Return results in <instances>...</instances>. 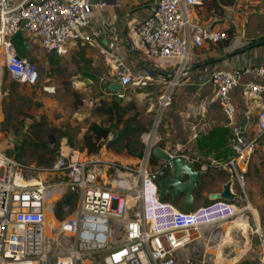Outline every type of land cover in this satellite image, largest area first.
I'll return each mask as SVG.
<instances>
[{
  "label": "built area",
  "instance_id": "built-area-1",
  "mask_svg": "<svg viewBox=\"0 0 264 264\" xmlns=\"http://www.w3.org/2000/svg\"><path fill=\"white\" fill-rule=\"evenodd\" d=\"M208 1L158 0L139 27L138 37L150 59L158 63L180 61L158 96L154 132L142 135L146 148L136 166L107 157L104 147L89 155L62 143L53 163L42 169L59 176L58 181H49L26 176V165L14 153L0 148V264H94L98 254L97 264H178L179 253L193 243L192 231L210 229L209 247L217 249L226 234L224 229H217L240 217L244 220L249 204L240 208L237 199L248 198L246 174L264 134V109L247 117L242 125L234 91L242 89L248 100L264 99V63L217 69L207 80L216 85V101L231 126L227 141L233 153L226 161L191 157L178 143L175 151L163 148L169 155L167 160L158 157L160 164H152L157 129L173 103L181 76L188 73L193 49L229 38L226 30L207 28L192 15V7ZM105 5V0H0V86L5 72L21 84L40 83L35 64L16 52L14 35L23 33L29 42L32 38L46 52L60 55L78 43L99 47L102 33L93 18L95 10ZM101 49L104 57L111 56L109 49ZM249 75L252 77L247 78ZM164 81L158 73L153 75L152 70L132 62L118 71L113 82L121 83L120 91L110 90L104 75L100 88L106 96L123 99L133 88ZM44 89L49 91L47 86ZM209 106L205 103L201 110ZM177 157L228 170L240 195L231 186L232 193L237 194L234 200L210 199L189 209L161 198L158 181L173 172L172 161ZM68 194L76 195L78 206L71 215L57 218L56 202ZM55 195L57 199L52 200ZM69 204L65 200L61 210L68 209ZM167 207L172 211L167 213ZM47 214H52L58 225L47 223ZM116 226L123 234L120 241L113 239ZM253 234L259 241V263L264 264V234L258 229Z\"/></svg>",
  "mask_w": 264,
  "mask_h": 264
},
{
  "label": "crops",
  "instance_id": "crops-1",
  "mask_svg": "<svg viewBox=\"0 0 264 264\" xmlns=\"http://www.w3.org/2000/svg\"><path fill=\"white\" fill-rule=\"evenodd\" d=\"M105 2L103 8L95 10L93 18V23L102 33L100 46L81 43L91 52L89 60L99 78V87L101 76L107 77L109 87L117 79L118 71L132 62L138 68L161 69L158 75L168 84L173 78L175 63L173 60L158 63L150 59L146 47L138 37L144 17L156 6L158 0ZM191 12L207 28L226 30L229 38L217 45L193 49L195 55L188 63V73L181 76L180 83L174 89L173 103L164 116L163 132L159 133L156 141H161V147L169 151L171 147L176 148L178 143H182L183 152L189 153L191 157L226 161L233 153L227 141L231 126L216 101V85L207 80L217 69H241L264 63V0H236L234 4L209 0L202 6L192 7ZM102 47L111 51L110 57H104ZM250 77L252 75L247 76ZM234 99L242 121L264 109V99L248 100L242 89L234 91ZM205 103L210 106L202 111L201 106ZM114 160L125 164L136 161L128 156H117ZM205 167L208 169L213 166ZM219 173L215 174L214 183L208 185L207 197L200 188L203 193L196 197L190 208L203 205L206 199L210 200V195L222 190L223 185L230 180V174L226 169ZM204 175L200 187L205 179ZM246 179L248 198L237 199V203L240 208L249 204V209H245L243 213L244 221L249 225L248 235L256 236L253 234L255 229L264 234V134L259 139ZM232 188L240 195L236 183L232 184ZM184 198L182 194L176 199L169 196L166 200L185 209Z\"/></svg>",
  "mask_w": 264,
  "mask_h": 264
},
{
  "label": "rangeland",
  "instance_id": "rangeland-1",
  "mask_svg": "<svg viewBox=\"0 0 264 264\" xmlns=\"http://www.w3.org/2000/svg\"><path fill=\"white\" fill-rule=\"evenodd\" d=\"M30 40L33 48L30 49L27 56L39 70L40 83L33 87L14 81L10 76L4 81L3 77L0 86V148L12 154L18 151L16 145L20 144L19 146L23 147V153L18 158L26 165L24 168L26 176L58 181V175L46 173L42 169L48 168L53 163L63 141L67 140L74 148H80L82 135L89 124L94 121L104 122L106 120L103 115L95 112L99 105V98L94 96V93L99 81L89 77V75H96L91 65L92 61L89 60L91 52L87 51L88 47L83 44L78 43L66 54L60 55L48 53L40 47L36 40L32 38ZM173 62L175 68L179 64V59H174ZM96 77L98 79V76ZM44 86L49 87V91H46ZM163 90H165L163 84L153 83L146 88H133L129 94L130 98L125 97L124 104L129 108L125 118L135 116L137 122L131 123L132 128L136 130L128 135L123 143L126 142V139H130L135 151L140 149L138 142L145 144L142 135L154 132V121L158 115V96ZM166 112L167 109L164 116L167 115ZM164 116L162 117L163 121ZM163 121L157 129L158 134L163 132ZM120 127L122 128L123 124H120ZM112 136L111 139H113ZM70 139L73 140V144ZM161 143V141H156L155 145L161 147ZM121 145L120 141L113 148H108L107 144H104L103 147L109 158L116 159L117 156L124 157L128 154L127 149ZM175 150L176 148L173 146L170 151ZM134 163L127 164L133 165ZM194 165L207 172L204 165L199 167L196 163ZM213 172H216L215 168L211 172L205 173V179L201 187L199 186L204 190L205 197H207L208 185L216 180L212 175ZM63 200L65 201V198L56 202V216L60 219L71 215L78 206V199L74 197L70 201L69 208L61 210ZM230 225L231 222L217 230L221 228L226 233L225 229ZM115 228L113 239L120 241L123 236L122 231L118 226ZM231 228L235 242L229 243L231 235L228 232L225 234L224 244L221 242L217 249L209 247L207 237L210 235V229L192 231L193 243L179 253L178 264H216L219 258L218 252L222 250L229 260L226 264H260L258 237L244 235V232L247 234L249 232L248 223L241 219ZM235 256L237 260L233 262ZM95 260L97 263L99 262V254Z\"/></svg>",
  "mask_w": 264,
  "mask_h": 264
},
{
  "label": "trees",
  "instance_id": "trees-1",
  "mask_svg": "<svg viewBox=\"0 0 264 264\" xmlns=\"http://www.w3.org/2000/svg\"><path fill=\"white\" fill-rule=\"evenodd\" d=\"M225 4H234L236 0H221ZM12 40L14 42L15 50L16 52L24 58H28V52L30 49L27 46V42H29L28 37H26L23 33H18L12 37ZM32 45V42H30ZM10 74L8 72H5L4 75V81L6 78H8ZM168 76H171L169 74ZM90 78H93L94 80H98L96 76L94 75H89ZM155 84V83H154ZM159 84V83H158ZM166 84V83H165ZM163 84V86L166 87V85ZM30 86V85H29ZM34 87V86H33ZM163 89V88H162ZM94 96L99 98V105L96 107L95 112L99 115H103L106 120L104 122H91L89 124V127L86 129V131L82 135V142L80 145V150L86 152L89 155L97 154L101 151L102 147L104 144H107L108 148H113L116 146L117 143L120 141L122 142V147L127 149V156L129 158H134L136 159L137 164L138 161L143 157L144 151H145V144L138 142L140 145V149L138 151H135V148H132V141L130 139H126V142L123 143V140L132 132H134L136 129L132 128V122L136 123L137 119L136 117H128L125 118L127 115L128 107L125 106V98H118L117 96L113 97H106L101 88L96 86V92L94 93ZM128 98H130V95H127ZM134 104L132 105V107ZM120 124H123V127H120ZM111 135H113V139H111ZM69 136V135H66ZM70 137V136H69ZM70 141L73 144V140L70 139ZM20 144L16 145V148L18 151H15L16 157H20L23 153L22 151V146H19ZM54 150V149H53ZM55 151V150H54ZM160 160L156 155H152V164L153 167L157 166L160 164ZM197 166L199 167L200 164ZM213 170V167H210L207 169L208 172H211ZM216 172H213V177H215V174H220V170L215 168ZM76 195L74 194H68L65 197L66 201H72ZM167 199V198H165ZM64 201V200H63ZM62 201V202H63ZM210 202L209 199H206L204 204ZM185 209V206H183Z\"/></svg>",
  "mask_w": 264,
  "mask_h": 264
},
{
  "label": "water",
  "instance_id": "water-1",
  "mask_svg": "<svg viewBox=\"0 0 264 264\" xmlns=\"http://www.w3.org/2000/svg\"><path fill=\"white\" fill-rule=\"evenodd\" d=\"M29 49L33 46L30 42L26 43ZM161 69H153L152 74L156 75L161 72ZM120 82L113 83L109 86L110 90L120 91L122 89ZM246 124V121L241 123ZM154 155L157 157L167 160L169 157L168 153L160 146L154 147ZM173 172L158 181L160 187V197L165 199L169 196L172 199H176L180 195H184V205L186 208H190L197 196L201 195L203 191L199 188L201 179L205 174V171L197 169L193 163L187 162L182 157H177L173 161ZM232 181H227L221 191L210 195V199L223 198L226 200H234L237 194L231 191Z\"/></svg>",
  "mask_w": 264,
  "mask_h": 264
},
{
  "label": "bare ground",
  "instance_id": "bare-ground-1",
  "mask_svg": "<svg viewBox=\"0 0 264 264\" xmlns=\"http://www.w3.org/2000/svg\"><path fill=\"white\" fill-rule=\"evenodd\" d=\"M63 145L64 146H67V145H70L69 143H68V141L67 140H64L63 141ZM57 198V195H55V196H53L52 197V200H55ZM166 210H167V213H169V212H171L172 211V209L170 208V207H167V208H165ZM242 219V217H240V218H238V219H236V220H234V221H232L231 222V225L230 226H227L226 227V229H225V231H226V233L228 234V232H229V234L231 235V240H229V243H234L235 242V238H234V236H233V231H231L232 230V226L233 225H235L236 223H239L240 222V220ZM47 223H51V224H53V225H58V222H57V220L53 217V215L52 214H47ZM48 230V229H47ZM244 235L247 237V232H244ZM225 237V236H224ZM222 243L224 244V242L222 241ZM246 243V242H245ZM251 243V242H250ZM249 243V244H250ZM236 245V244H235ZM248 249V248H247ZM241 250V249H240ZM239 250V251H240ZM245 250V249H244ZM216 252H217V250H216ZM242 252V251H241ZM248 252V251H247ZM222 253H223V250L222 251H219L218 252V260H217V263L216 264H226L227 263V258H226V256L224 255V253H223V255H222ZM241 254V253H240ZM242 257V256H241ZM237 260V257L235 256V258L233 259V262L234 261H236ZM239 260V259H238ZM229 261V260H228Z\"/></svg>",
  "mask_w": 264,
  "mask_h": 264
},
{
  "label": "flooded vegetation",
  "instance_id": "flooded-vegetation-1",
  "mask_svg": "<svg viewBox=\"0 0 264 264\" xmlns=\"http://www.w3.org/2000/svg\"><path fill=\"white\" fill-rule=\"evenodd\" d=\"M167 175H169V174H166V175L162 176L161 178H164V177H166Z\"/></svg>",
  "mask_w": 264,
  "mask_h": 264
}]
</instances>
